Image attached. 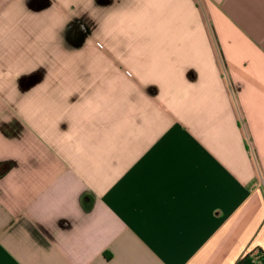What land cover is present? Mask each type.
Wrapping results in <instances>:
<instances>
[{
    "label": "crops",
    "instance_id": "1",
    "mask_svg": "<svg viewBox=\"0 0 264 264\" xmlns=\"http://www.w3.org/2000/svg\"><path fill=\"white\" fill-rule=\"evenodd\" d=\"M257 248L264 0H0V264Z\"/></svg>",
    "mask_w": 264,
    "mask_h": 264
},
{
    "label": "trees",
    "instance_id": "2",
    "mask_svg": "<svg viewBox=\"0 0 264 264\" xmlns=\"http://www.w3.org/2000/svg\"><path fill=\"white\" fill-rule=\"evenodd\" d=\"M236 264H264V250L257 248L243 256Z\"/></svg>",
    "mask_w": 264,
    "mask_h": 264
}]
</instances>
